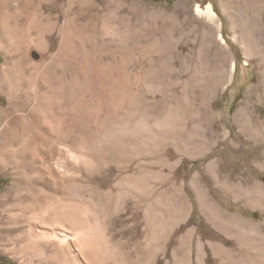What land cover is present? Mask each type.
Wrapping results in <instances>:
<instances>
[{
  "label": "rangeland",
  "instance_id": "374dc122",
  "mask_svg": "<svg viewBox=\"0 0 264 264\" xmlns=\"http://www.w3.org/2000/svg\"><path fill=\"white\" fill-rule=\"evenodd\" d=\"M1 1L0 19L19 18V24L0 23V264H40L28 245L34 215L30 205L49 185L58 184L54 170L66 177L64 184H71L69 178L104 191H117L123 178L136 179L142 172L150 192L162 193L166 219L188 215L184 189L194 205L190 225L200 226L203 215L190 181L216 158L226 132L243 150L257 146L234 122L238 107L258 82L257 72L252 65L245 67L247 59L233 41L235 33L221 3L242 17H254L264 28V0H191L189 13L177 8L178 0H32L34 26L24 22L28 0ZM208 4L223 21V36L237 64L231 83L208 96L207 111L196 100L202 118L218 114V133L210 130L209 121L180 120L185 93L199 96L201 90L197 83L186 85L189 75L183 68L185 63L198 64L202 32L209 29L195 10ZM244 111L252 125L264 121V89ZM151 117L157 121L145 127ZM199 123L204 130L192 131ZM79 146L88 156L71 162L66 172L63 156L70 148L79 156ZM252 175L264 183L263 170ZM148 197L144 207L151 215ZM136 200L132 197L126 205L116 199L111 232L124 242L143 217ZM46 202L41 212L56 199ZM247 206L240 209L244 218L264 221L260 209ZM83 218L85 225H94L90 217ZM173 250L174 245L166 248L168 264H173Z\"/></svg>",
  "mask_w": 264,
  "mask_h": 264
},
{
  "label": "bare ground",
  "instance_id": "6f19581e",
  "mask_svg": "<svg viewBox=\"0 0 264 264\" xmlns=\"http://www.w3.org/2000/svg\"><path fill=\"white\" fill-rule=\"evenodd\" d=\"M221 4L230 29L235 33L232 34L233 41L240 45L247 59L245 67L252 65L257 72V84L248 92L247 98L234 116L235 125L241 128L249 140H254L257 146L249 151L243 150L232 135L226 132L222 147L214 153L216 158L195 174L190 185L194 191L196 206L203 215V221L199 222L198 227L190 225L191 216L188 215L192 214L194 205L184 189L181 195L182 203L188 215L178 220L175 217L166 219L161 204L162 193L155 189L150 192L142 172L136 179L134 176L123 178L117 191H104L80 186L72 183L69 178L67 180L71 184H64L66 177L54 170L52 174L58 184L47 186L48 192H42L40 198L30 205L34 215L29 224L28 245L33 252V258L36 257L40 264H168L165 262V259L169 258L166 248L173 245L175 250L170 256L173 264H264V221L257 223L246 219L240 212L242 206L248 205L252 209H260L264 216V183L252 175L257 169L264 171V121L252 125L245 121L244 111L253 95L264 89V28L260 27L263 26L262 23H258L254 17H242L230 4ZM25 5L27 15L24 16V22L32 25L36 20L34 2L28 0ZM177 8L189 13L191 0H178ZM195 11L197 16L208 23L209 30L204 29L202 32L203 41L198 50V64L191 66L185 63L183 69L189 75L186 85L193 82L195 86L197 83L201 90L198 92L199 96H196L194 91L192 97L185 93L182 103L186 106L182 110L180 120L192 118L197 122L209 121L207 123L210 124V130L218 133L221 128L217 122L221 121L217 117L218 114L216 116L211 112L209 117L202 118L196 100L200 98V107L207 111L208 96L231 83L237 64L232 49L223 36V21L214 6L197 5ZM9 19H0V23L19 24V18ZM68 38H64L63 42L68 44ZM250 61L253 63H249ZM2 78L1 71L0 87L4 82ZM60 118V121H64ZM152 121L157 120L148 118L144 126L149 128L153 124ZM199 124L192 131L201 133L204 128ZM185 129L187 130V127ZM202 145L200 143L199 148H202ZM80 146L77 148L79 156L72 153L70 148L66 150L64 158L62 157V167L66 172L71 171V162L88 156ZM210 184L216 185L217 188L209 189ZM221 192L224 194L220 196ZM131 196L137 199L136 204L143 212V217L137 220L135 232L130 231L132 236L124 242L111 232L112 216L117 197L122 198L123 203L128 205ZM147 196L152 197L150 216L144 207L148 204ZM48 198H55L56 202L52 203L45 213L41 212V205L47 203ZM83 215L90 217L94 225H85ZM165 227L171 228L165 232ZM175 228L177 232L174 231ZM241 250L244 252L241 253Z\"/></svg>",
  "mask_w": 264,
  "mask_h": 264
}]
</instances>
